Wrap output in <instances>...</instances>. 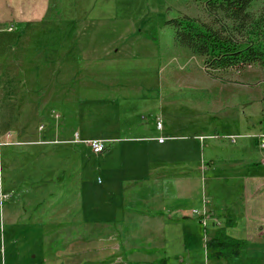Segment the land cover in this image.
<instances>
[{
	"label": "rangeland",
	"instance_id": "obj_1",
	"mask_svg": "<svg viewBox=\"0 0 264 264\" xmlns=\"http://www.w3.org/2000/svg\"><path fill=\"white\" fill-rule=\"evenodd\" d=\"M116 1H120L119 7L116 2L111 6L116 17L113 25L120 32L128 26L132 36L118 38L117 32L110 36L104 32L112 27L110 24L94 46L89 40V51L96 50L98 58L88 54L80 65L73 55L70 65L59 64L63 58L51 56L55 50L49 47L52 40L45 29L49 23L47 15V22L37 29V38L27 40L20 56L14 50L4 57L0 54V264H35L36 260L40 264V259L61 249L54 244L63 240L62 222L67 215L59 217L63 219L60 224L58 215L49 216L48 198L61 188L57 181L65 179L71 155L67 143L74 142L75 131L80 139L99 131L116 135L120 138L116 146L123 151L144 152V158L127 159L137 165L156 161L162 152L169 160L195 162L202 149L236 140L234 136L227 140L230 133L240 135L236 143L248 146V157L260 161L264 155L260 147L264 138V67L251 65L220 71L213 79L207 75L202 58L174 45L172 30L165 25L166 20L179 13L209 21L203 3ZM161 3L166 4L168 12L159 8ZM263 9L264 0H252L251 13L258 14ZM7 36L0 34V44L8 41ZM75 47L76 41L71 50L75 51ZM10 59L13 62L7 64ZM98 79L103 84H115L121 92L111 100L98 102ZM128 114L129 120L125 118ZM158 119L163 127L160 132L155 129ZM131 125L133 131H125ZM142 127L150 136L173 138L162 147L153 142L147 147L125 140ZM209 134L218 141L207 138ZM143 148L148 149L147 153ZM214 151L222 154L225 148L218 145ZM88 159L89 163L95 161L93 153ZM254 168L256 174L263 172L260 164ZM187 171L188 176H177L169 184L177 185L185 177L197 184L202 178L192 168ZM100 179L102 176L95 170L89 172L90 185L100 186ZM75 185L67 179L60 191L66 186L74 189ZM198 190L195 188L188 196L179 195L176 189L165 192L163 208L174 219H179L182 212L188 215L189 225L184 233L190 236L191 250L196 252L194 261L201 262L205 235L194 216L201 209V202L205 205V198ZM168 264L177 262L170 257ZM223 264H239V259ZM254 264H264V259L259 258Z\"/></svg>",
	"mask_w": 264,
	"mask_h": 264
},
{
	"label": "crops",
	"instance_id": "obj_2",
	"mask_svg": "<svg viewBox=\"0 0 264 264\" xmlns=\"http://www.w3.org/2000/svg\"><path fill=\"white\" fill-rule=\"evenodd\" d=\"M115 2V6L119 7L120 1L116 0H0V34L8 35V41L0 44V54L4 57L6 52L14 50L20 56L27 46V40L37 38V29L43 26L44 21L47 22V15L49 23L45 29L50 32L52 40L49 47L55 50L51 56L63 58L59 64L70 65L69 61L75 55L80 65L84 64L88 54L97 55L96 50L89 51V40L94 46L95 40L105 36L102 32L110 24L112 27L104 31L110 36L116 32L117 36L120 35L118 38L128 39L132 36L128 26L120 32L113 25L112 20L116 17L111 6ZM161 4L159 8L166 12L168 7L165 3ZM10 27L12 30H8ZM74 41L76 47L72 51ZM12 60L7 64H11ZM97 83L98 102L111 100L121 92L115 84H103L99 79ZM100 91L103 93L100 94ZM125 118L129 120V114ZM133 129L131 125L125 131L131 132ZM162 130L163 127L156 129L157 132ZM135 131L134 136H126L125 140L130 141L128 143H143L150 147L153 142L155 146L162 147L166 140L173 138L150 136L145 127ZM100 132L83 139H80L78 131L73 134H77L80 141L101 140L107 143V150L99 156L93 154L95 161L92 163H89L88 156L92 152L87 144L71 140L67 143L71 152L67 159L68 169L65 179L57 181V187L62 188L67 179L68 183L74 181L76 185L74 189L66 186L64 191H60V188L49 195V216H67L62 222L63 240L54 244L61 249L40 259V264H158L164 259L169 261L170 257L174 260L178 258L177 264H202V261L204 264H223L235 260L212 258L206 251L204 239L201 262L194 261L196 252L191 250L193 244L190 236L184 233L189 225L188 215L182 212L179 219H174L165 213V192L176 189L179 195L188 196L195 188L201 190V198H205V205L202 206L201 202L199 213L210 212L211 218L218 222H223L226 214L235 217V227L229 233L245 242L241 255L236 258L239 264H254L259 258L264 259V233H261L264 228V155H261L260 161L248 157V146L236 143L240 135L230 133L226 135L227 140L230 136L236 139L229 140L230 144L217 142L208 149H202L200 159L195 162L169 160L162 152L156 156V161H144L137 165L127 159L144 158V152L123 151L121 146H116L120 138ZM211 134L206 137L218 141ZM157 138H164L163 143H158ZM218 145H222L225 152L217 154L214 150ZM143 150L146 152L148 149ZM256 164L263 167V172L256 174ZM189 167L202 177L200 182L193 184L191 178L185 177L177 185L174 182L169 184L177 176H188ZM93 170L102 176L100 186L94 187L88 182V174ZM60 218L59 224L63 220Z\"/></svg>",
	"mask_w": 264,
	"mask_h": 264
},
{
	"label": "trees",
	"instance_id": "obj_3",
	"mask_svg": "<svg viewBox=\"0 0 264 264\" xmlns=\"http://www.w3.org/2000/svg\"><path fill=\"white\" fill-rule=\"evenodd\" d=\"M190 1L203 3L209 21L179 13L165 25L172 30L175 46L203 59L208 76L215 79V73L220 71L251 65L264 67V9L258 14L251 13L252 0ZM206 217L209 219L205 231L207 253L216 260L238 258L245 242L229 233L235 227V217L226 214L219 224L213 221L210 212ZM158 264L168 261L164 259Z\"/></svg>",
	"mask_w": 264,
	"mask_h": 264
},
{
	"label": "built area",
	"instance_id": "obj_4",
	"mask_svg": "<svg viewBox=\"0 0 264 264\" xmlns=\"http://www.w3.org/2000/svg\"><path fill=\"white\" fill-rule=\"evenodd\" d=\"M9 30H12V27L9 28ZM162 128V125H161V122L160 120H156V129L157 130H161ZM164 141V138H157V142L158 143H163ZM74 142H83L85 144H87L91 150V152L95 155H98V154H101L106 146L105 144L101 141V140H88V141H80L78 140V135L75 134L74 135ZM261 144H260V147L261 149L264 150V139H261ZM193 213H196V211H192ZM206 214L207 212H202V213H197L195 214V216L197 215V219H198V223L202 226V229H203V232L205 234V231H206V228H207V223L209 221V219L206 217ZM213 221H215L217 224H219V222L215 219H213ZM262 233H264V229L261 230Z\"/></svg>",
	"mask_w": 264,
	"mask_h": 264
}]
</instances>
